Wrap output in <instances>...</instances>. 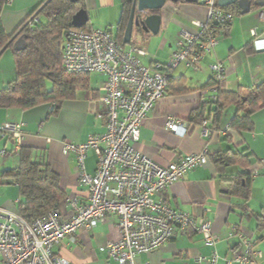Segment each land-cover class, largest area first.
<instances>
[{"label": "crops", "instance_id": "1", "mask_svg": "<svg viewBox=\"0 0 264 264\" xmlns=\"http://www.w3.org/2000/svg\"><path fill=\"white\" fill-rule=\"evenodd\" d=\"M38 0H14L7 4L1 18L6 33L11 36L26 22L31 13L40 5ZM122 0H84L92 28H109L117 37L118 26L123 11ZM97 12L94 17L92 13ZM162 27L158 36L136 31L132 44L137 45L146 55L140 57L142 64L152 68L156 64H166L177 50L179 33L182 29L192 30V22L206 21L207 10L202 4L168 1L160 12ZM256 29L257 37L252 35ZM220 44L206 56L203 69L194 72L185 65L172 73L171 82L178 88L187 90L175 94L169 90L167 96L150 112L140 130V141L136 150L161 166L177 163L185 155L202 152L207 148L209 155L229 150L252 155L250 171L254 173L251 184V199L248 202L253 215L244 218V201L228 195L229 180L242 172L231 167L224 174L210 162L205 167L189 173L181 182L175 184L166 194V201L172 208L186 212L196 219L213 222V232L220 241L216 246L205 244L203 237L196 233L179 236L164 244L150 254H140L135 264H209L200 263L199 258L210 260L217 255L218 264H226L234 250L240 249V238L234 231H240L255 243L256 250L264 264V230L258 227L256 215H264V109L252 116L253 131L238 133L230 131L235 109L223 113L218 123L208 120L213 130L212 138L201 134L202 125L193 126L189 119L196 111L206 107V114L215 109L212 94L203 93L210 88L212 73L208 66L224 63L227 79L221 91L237 93L264 82V51H257L255 41L264 39V22L261 9L246 15H236L229 32L220 31ZM129 46V45H128ZM17 70L12 50L8 49L0 58V91L16 80ZM105 77L99 74L88 76V88L79 92L74 100L63 102L59 107L45 104L36 108L19 111L0 109V127L6 121L20 122L25 125L24 146L32 149L44 159L60 177V185L66 198L60 206L63 219L71 216L66 204L69 198L88 203L87 188L79 185L78 162L75 154L65 155L64 144L77 145L88 142L92 135L104 134L105 121L101 117L104 110L101 104L102 87ZM205 100V103L203 102ZM231 109V108H230ZM169 119L182 121L187 134L170 132L166 129ZM229 130L228 132H226ZM13 149V143L0 134V151ZM98 157L94 151L88 153L86 172L96 173ZM19 158L0 159V209L15 212L20 202L19 187L15 183ZM117 223L116 217H109L105 224H99L92 232L78 231L74 239L66 238L64 247L54 251L66 258L69 264H118L106 250L109 241V227Z\"/></svg>", "mask_w": 264, "mask_h": 264}, {"label": "built area", "instance_id": "2", "mask_svg": "<svg viewBox=\"0 0 264 264\" xmlns=\"http://www.w3.org/2000/svg\"><path fill=\"white\" fill-rule=\"evenodd\" d=\"M14 0H7V4ZM207 10L206 21L192 22V30L179 33L177 50L166 64L149 68L140 57L146 53L132 44L125 46L116 40L109 28L90 31L72 29L63 48V67L66 73L99 74L105 77L102 87L101 117L105 121L104 134L92 135L85 144L66 142L65 155L75 154L78 162L79 185L87 188L88 203L76 198L66 200L71 216L63 219L59 210L28 223L16 212L0 209V264H69L57 254L56 247H64L66 238L74 239L78 231L92 232L109 217L117 223L109 227L106 250L118 264H135L140 254H150L179 236L196 233L208 246H216L220 239L213 232V222L196 219L176 210L166 201V194L189 173L210 163L209 151L185 155L177 163L161 166L139 153L135 145L140 141V130L154 107L168 94L172 73L185 65L194 72L203 69V61L219 46L218 29L231 26L235 15L217 5V0H200ZM264 22V9H261ZM39 22L33 17L27 26ZM256 38V29L252 31ZM257 51H264V39L254 42ZM213 86L203 93L217 100L227 79L224 63L208 66ZM205 103V100H203ZM25 125L6 121L0 134L13 143L11 151L2 150L3 159L19 158L25 144ZM166 129L187 134L184 123L169 119ZM227 130L226 132H228ZM201 134L213 137L209 122L202 124ZM90 151L98 157L97 170L91 176L85 162ZM240 249L234 250L226 264H259L263 258L255 243L240 231ZM217 255L200 263L218 264Z\"/></svg>", "mask_w": 264, "mask_h": 264}, {"label": "trees", "instance_id": "3", "mask_svg": "<svg viewBox=\"0 0 264 264\" xmlns=\"http://www.w3.org/2000/svg\"><path fill=\"white\" fill-rule=\"evenodd\" d=\"M122 1L123 11L116 37L121 44H123L134 0ZM255 1L250 0L252 4L250 12L260 10L254 6ZM46 2L47 0L41 2L26 22L9 36L1 18L7 0H0V52L13 38L16 41L22 37L26 41V46L22 50H14L12 46L9 48L15 60L17 75L16 80L0 91V109L27 111L45 104H54L59 107L65 101L76 99L79 92L88 88L89 75H70L63 67L65 39L68 32L75 29L72 25L74 15L82 8L86 9L84 0L78 4L71 3V0H53L40 13L47 16L46 22L43 23L39 15L37 16L39 22L33 28L27 26L28 21L35 17ZM224 10L235 16L241 15L237 6ZM229 28L230 26L220 27L218 32L225 31L227 34ZM77 30L90 31L91 28L88 24ZM174 84L175 82L170 80L169 90L174 89L175 94L187 91L184 86L178 88ZM213 85L212 82L210 87ZM213 104L211 106L215 109L209 112V116L206 114V107H203L192 114L189 124L199 126L211 118L218 123L223 113L233 108L236 113L230 124V131L238 133L253 131L252 116L264 109V82L237 93L220 91ZM251 158L252 155L248 150L243 152L229 150L209 155L210 162L222 174L231 167L242 170L229 180L231 186L228 195L244 201L242 208L244 218H250L253 215L247 205L251 199V184L254 178V173L249 170L252 164ZM14 179L20 191V202L15 212L28 223H33L52 211L59 210L66 198L60 185V177L53 172L44 159L25 146L21 149L18 172ZM256 219L259 229L264 230V215H256Z\"/></svg>", "mask_w": 264, "mask_h": 264}, {"label": "water", "instance_id": "4", "mask_svg": "<svg viewBox=\"0 0 264 264\" xmlns=\"http://www.w3.org/2000/svg\"><path fill=\"white\" fill-rule=\"evenodd\" d=\"M52 1L53 0H47L45 5L40 9L35 17L39 16L46 6ZM81 1L82 0H71V3L78 4ZM168 1L178 3L180 0H134L130 18L126 27L123 44L128 46L132 43L135 29L147 34L158 36L162 27V16L159 12L164 9ZM181 1L188 4L200 3V0ZM217 5L222 9L237 6L241 12V15L249 14L252 6L250 0H217ZM254 6L264 9V0H256L254 2ZM143 13H147V16L141 17ZM89 22L90 17L88 11L82 8L74 15L72 25L75 29H82L88 25ZM10 46H12L14 50H22L26 46V41L22 37L16 41L15 38H13L10 43L0 52V58L10 48Z\"/></svg>", "mask_w": 264, "mask_h": 264}, {"label": "rangeland", "instance_id": "5", "mask_svg": "<svg viewBox=\"0 0 264 264\" xmlns=\"http://www.w3.org/2000/svg\"><path fill=\"white\" fill-rule=\"evenodd\" d=\"M38 1H41V2H43L44 0H38ZM40 2V3H41ZM167 5V4H166ZM92 15L94 16V17H96L98 14H97V12H94V13H92ZM40 18H41V21L43 22V23H45L46 21H47V16L45 15V14H41L40 15ZM137 31V29H135V31H134V34L136 35V32ZM51 105V104H50ZM52 106V105H51ZM233 110V108H231V109H229V110H227V112H226V114L229 112V111H232ZM1 152V151H0ZM0 159H2L3 160V158L1 157V155H0Z\"/></svg>", "mask_w": 264, "mask_h": 264}, {"label": "flooded vegetation", "instance_id": "6", "mask_svg": "<svg viewBox=\"0 0 264 264\" xmlns=\"http://www.w3.org/2000/svg\"><path fill=\"white\" fill-rule=\"evenodd\" d=\"M147 16V13H143V15H141V17H146Z\"/></svg>", "mask_w": 264, "mask_h": 264}]
</instances>
